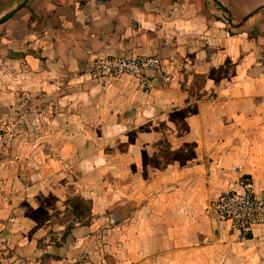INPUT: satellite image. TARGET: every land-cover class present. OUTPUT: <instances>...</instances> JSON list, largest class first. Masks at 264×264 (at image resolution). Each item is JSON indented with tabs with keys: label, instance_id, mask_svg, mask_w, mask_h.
I'll return each instance as SVG.
<instances>
[{
	"label": "crops",
	"instance_id": "crops-1",
	"mask_svg": "<svg viewBox=\"0 0 264 264\" xmlns=\"http://www.w3.org/2000/svg\"><path fill=\"white\" fill-rule=\"evenodd\" d=\"M103 56H158L165 75L149 73L150 92L130 75L91 77ZM0 73L23 108L69 120L51 164L90 204L80 222L79 201L41 224L18 209L11 225L24 232L5 239L18 253L48 252L49 264H209L237 234L208 204L244 177L264 191V0H0ZM57 229L63 242L44 250L41 235Z\"/></svg>",
	"mask_w": 264,
	"mask_h": 264
},
{
	"label": "rangeland",
	"instance_id": "rangeland-1",
	"mask_svg": "<svg viewBox=\"0 0 264 264\" xmlns=\"http://www.w3.org/2000/svg\"><path fill=\"white\" fill-rule=\"evenodd\" d=\"M2 79L0 73V264H31L33 261L49 264L51 256L48 252H39L38 259H32L26 248L22 249V253H18L17 246L12 248L5 239L7 240L6 237L10 234L24 232L20 230V226L11 225L18 209L23 218L30 217L34 223L41 224L69 212L71 209L68 205H75V202L79 201L84 214H77L78 222L82 219L89 220V201L82 200L79 194H73L72 184L76 182L64 176L63 168L57 171V166L51 164V160H60V147L66 137L69 139L71 136L62 130V127L70 122L64 116L60 117L55 109L50 108L51 111H48L46 105L37 106V110L33 106L23 108V95H19L14 86H7V80ZM39 108H42L41 111ZM50 127L51 131H57L50 133L47 129ZM24 143H29L28 148L24 147ZM7 162H10L9 171L16 175L10 192L1 170L4 166L7 167ZM35 173H39L44 181L35 180L38 176ZM49 179L52 181H48ZM58 186L63 190L61 195L56 196L55 190ZM19 189L21 191L17 192ZM3 207L9 210L1 212ZM63 234L64 230L59 229L53 230L51 234L43 232L41 237L45 239L41 241L42 248L47 249L46 245L50 244V239L62 243ZM235 236L232 242L217 251V258L213 257V262L209 264H264V232L251 239ZM29 239L30 237H24L21 240L24 242L22 245L29 244ZM53 243L51 245H54ZM15 255L21 259L8 260L10 256Z\"/></svg>",
	"mask_w": 264,
	"mask_h": 264
},
{
	"label": "built area",
	"instance_id": "built-area-1",
	"mask_svg": "<svg viewBox=\"0 0 264 264\" xmlns=\"http://www.w3.org/2000/svg\"><path fill=\"white\" fill-rule=\"evenodd\" d=\"M162 60L158 56H103L96 57L90 70L93 78L111 80L120 75H130L139 81L147 92L156 87V80L149 73L163 77ZM241 190L224 191L219 198L212 200L206 211L227 220L230 229L239 237H249L254 229L264 225V191L255 189L249 178L241 179Z\"/></svg>",
	"mask_w": 264,
	"mask_h": 264
}]
</instances>
